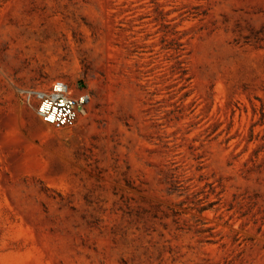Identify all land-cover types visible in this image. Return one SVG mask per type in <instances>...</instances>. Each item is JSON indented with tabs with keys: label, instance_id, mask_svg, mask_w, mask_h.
Listing matches in <instances>:
<instances>
[{
	"label": "rangeland",
	"instance_id": "1",
	"mask_svg": "<svg viewBox=\"0 0 264 264\" xmlns=\"http://www.w3.org/2000/svg\"><path fill=\"white\" fill-rule=\"evenodd\" d=\"M0 264H264V0H0Z\"/></svg>",
	"mask_w": 264,
	"mask_h": 264
},
{
	"label": "built area",
	"instance_id": "2",
	"mask_svg": "<svg viewBox=\"0 0 264 264\" xmlns=\"http://www.w3.org/2000/svg\"><path fill=\"white\" fill-rule=\"evenodd\" d=\"M33 96L38 116L56 127L76 125L91 100L89 91L77 90L65 80H56L36 90Z\"/></svg>",
	"mask_w": 264,
	"mask_h": 264
}]
</instances>
